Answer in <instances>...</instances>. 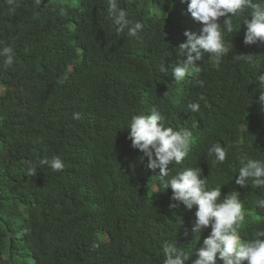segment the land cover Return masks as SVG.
Here are the masks:
<instances>
[{"label": "trees", "instance_id": "trees-1", "mask_svg": "<svg viewBox=\"0 0 264 264\" xmlns=\"http://www.w3.org/2000/svg\"><path fill=\"white\" fill-rule=\"evenodd\" d=\"M75 15L67 0H42L40 5L34 0H18L16 5L0 0V46L12 45L15 53L10 68H5L0 58V85L4 87L0 94V264H163L165 242H175L188 252L196 250L172 233L177 220L191 225L192 214L186 208H170L172 201L163 190L139 191L138 200L127 213H115L112 219L96 203L82 207V197L91 195L101 184L109 183L112 188L135 177L127 169L135 166L133 156L111 162L114 154L98 161L99 166L105 164L104 169L87 175L93 169L97 145L103 147L106 143L101 136L102 126L105 123L107 131L113 133L115 142L109 150L116 151L122 125L119 115L121 111L132 114L131 109L123 108L146 111L129 85L107 86L101 74L117 72L123 62L128 63L127 58L139 57L151 42L162 47L157 53L164 57L167 50L163 47L169 49L170 45L164 46L168 40L159 31L147 35V28L138 38L110 35L108 31L99 39L104 48H99L88 63L62 74V58L71 53L48 55L43 40L52 35L65 39L66 28ZM244 28L241 23L231 33L227 41H232L233 47L219 63L214 60V72L208 78H198L204 82L203 87L193 81L189 90H180L178 98L187 100L183 113L162 102L156 105L174 116L172 125L188 127L194 135L199 134L198 142L206 155L198 166L209 187L222 185V197L232 191L240 193L246 216L241 227L245 238L250 239L254 228H264V209L256 206L264 192L235 183L236 172L242 166L237 157L247 153L264 159V108L258 103V83L253 90L249 86L248 92L240 91L237 84L256 80L264 72V44L246 47L242 42ZM178 39L171 30L170 43L176 45ZM53 46L58 43L53 42ZM244 50L262 58L254 70L233 59ZM65 74L68 80L59 83ZM89 91L101 95L96 98L104 100L102 105L85 108L91 102ZM174 92L169 88L161 95L172 98ZM201 95L204 99L199 101L200 111L187 110L188 103ZM117 102L121 103L118 109ZM75 113L80 114V119H74ZM214 143L226 147L228 156L225 163L211 167L207 149ZM52 156L64 161L62 171L53 172L45 166L37 167L35 176L27 174L29 162L37 164ZM72 171L78 174L74 181ZM170 218V233L156 239L153 233L161 234ZM94 241L99 242V247L92 250Z\"/></svg>", "mask_w": 264, "mask_h": 264}, {"label": "clouds", "instance_id": "clouds-1", "mask_svg": "<svg viewBox=\"0 0 264 264\" xmlns=\"http://www.w3.org/2000/svg\"><path fill=\"white\" fill-rule=\"evenodd\" d=\"M51 1L57 3L59 0ZM67 2L76 14L66 28L67 37L64 39L52 35L43 40L48 55L53 52L71 53V56L62 58L59 66L62 74L88 63L99 48H104L99 39L108 31L110 35L125 34L130 38H138L139 33L147 28V35L159 31L168 40L164 46L170 45L169 49L163 47L167 50V57H164L157 53L162 47L151 42V47L143 50L139 57L127 58L128 63L123 62L117 72L101 74L107 86L114 88L118 83L129 85L134 97H140L139 102L145 104L143 109L146 111L134 107L123 108L131 109L132 114L121 111L119 115L122 125L116 151L109 150L115 137L107 131L104 123L101 136L106 143L103 144L104 148L97 145L98 151L93 153V169L87 175L104 169L105 164L99 166L98 161L105 159L107 154H114L111 162L133 156L135 166H128L127 169L134 172L135 177L132 180L126 178L121 185L112 188L109 183L101 184L91 195L82 197V207L96 203V207L112 219L115 213H127L128 208L138 200L139 191L163 190L172 201L170 208H180L181 211L186 208L192 214L191 225L177 220L172 233L181 243L196 249L188 252L175 242H165L162 249L163 264H264V228H254L251 238H245L241 227L246 219L245 204L240 199V193L232 191L222 197V185L208 186L207 177L203 176L198 166L206 155L198 142L199 134L194 135L188 127L172 125L174 116L164 107L156 105L162 102L175 112L183 113V105L187 100L178 98L180 90H189L193 81L200 87L204 86V82L198 78H208L214 72V60L219 63L228 56L233 45L227 39L231 38V33L237 27H241V23L246 26L242 37L246 47L264 44V0ZM7 3L16 5L18 0H7ZM34 3L40 5L42 0H34ZM10 10L15 11L14 8ZM171 30L179 36L176 45L169 41ZM53 42L58 43V46L54 47ZM50 44L52 49L49 51ZM0 58H3L5 68L12 67L15 62L14 47L0 46ZM233 59L246 63L254 70L262 58L251 50H244L239 51ZM68 78V74H65L59 83L64 84ZM257 83L261 90L258 103L264 108V72H260L256 80L240 81L237 87L242 92H248L249 86L253 90ZM179 84L181 88L177 87ZM169 88L175 90L173 97L162 96ZM3 89L0 85V94ZM89 92L93 96L85 108L102 105L104 100L96 98L101 95ZM203 99L201 95L196 101L189 102L187 110L199 112V101ZM74 119H80V114L75 113ZM207 154L212 157L211 167H216L225 163L228 149L220 143H214L207 149ZM237 159L242 166L236 172L238 176L235 183L241 187L251 185L264 192V159L251 157L247 153H241ZM45 166L53 172H60L65 168V163L59 156L44 157L37 164L29 162L27 174L35 176L37 167ZM71 175V181L76 180L77 171H72ZM256 206L264 209V196L257 199ZM170 230L171 218L161 228V234H153L157 239L167 236ZM98 247L97 241L91 244L92 250ZM5 253L10 255L7 250Z\"/></svg>", "mask_w": 264, "mask_h": 264}]
</instances>
